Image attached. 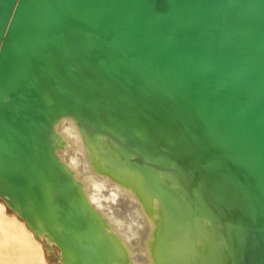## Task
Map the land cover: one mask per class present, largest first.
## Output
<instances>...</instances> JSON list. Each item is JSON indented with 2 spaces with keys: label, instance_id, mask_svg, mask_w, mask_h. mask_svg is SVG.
<instances>
[{
  "label": "bare ground",
  "instance_id": "6f19581e",
  "mask_svg": "<svg viewBox=\"0 0 264 264\" xmlns=\"http://www.w3.org/2000/svg\"><path fill=\"white\" fill-rule=\"evenodd\" d=\"M0 200L56 264H264V0H0Z\"/></svg>",
  "mask_w": 264,
  "mask_h": 264
},
{
  "label": "rangeland",
  "instance_id": "374dc122",
  "mask_svg": "<svg viewBox=\"0 0 264 264\" xmlns=\"http://www.w3.org/2000/svg\"><path fill=\"white\" fill-rule=\"evenodd\" d=\"M62 123H63V119L61 120V122H59L60 125L58 124V127H57L58 131L60 133H64L63 130L61 129ZM68 127H67L68 128V130H67L68 134L64 135V137H66L67 139H70L68 141L69 144L66 147L67 151H66V148H64V151H62L63 149H61V151L58 150V154L61 157V154L63 152L69 153V155L71 156V159H72L69 162H71L70 164L72 165V163L74 161H76L77 159H78V161H80V159H81V156H79L82 154V152H80L81 147H79L78 145L82 139L78 133H77L78 134L77 138H74V136L76 137V135H77V134H75L76 132H75L74 128L73 127L71 128L70 126H68ZM73 130L75 133L73 132ZM70 136H71L72 140H71ZM75 140H78V141L75 142ZM71 143H73V144H71ZM75 143H76V145L77 144L78 145L76 146ZM73 145H74V147H73ZM77 149L80 151H78ZM72 150H74V151H72ZM74 165L75 166L77 165L76 168L74 167ZM83 165L84 164H83L82 160L80 162L76 161L73 163V165L70 168L75 170V172L77 170V172H76L77 175L80 173L79 176H81V175L83 176V175H86V174H83L81 172V169L84 168ZM88 177L89 176H87V175L83 176L84 189H85V193H86V196H87L89 202L91 203V205L93 207H95V202L97 201V199L95 200L94 198L99 197V195L96 196L97 191L95 192V190H93L94 189L93 179H95V178L97 179V178H99V176H97L93 173L92 177H90V178H88ZM113 183L114 182L110 181L108 184H113ZM92 198L94 200H91ZM116 198L118 199L120 204H123L124 199H123V195L121 192H118L116 194ZM91 201H93V202H91ZM97 207L98 206L95 207L96 211L103 215V212L101 211V209L97 208ZM110 225L112 226V228L114 230L117 229L115 222L113 220L110 222ZM120 236L122 237V234ZM134 244H135V242H133V245ZM44 245H45L44 241L42 243L40 240L36 239L34 237L32 231L26 226L25 222L23 220L19 219L15 215V213H13L10 209H8L5 206L4 202L2 200H0V264H56L58 262V259H59L58 257L60 255L58 247L54 244L51 249H47V248H45ZM54 254H55V256H54ZM130 256H134V252H132L130 254ZM132 260H133L134 264H143L142 260H138L135 257H133Z\"/></svg>",
  "mask_w": 264,
  "mask_h": 264
}]
</instances>
